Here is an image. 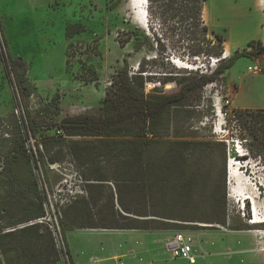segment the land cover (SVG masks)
I'll return each instance as SVG.
<instances>
[{"label": "trees", "instance_id": "trees-1", "mask_svg": "<svg viewBox=\"0 0 264 264\" xmlns=\"http://www.w3.org/2000/svg\"><path fill=\"white\" fill-rule=\"evenodd\" d=\"M207 1L147 0L152 36L141 34L135 27V51L156 48V59L168 61L169 71L140 62L132 73L125 60L100 114L66 115L57 123L63 132L46 135L39 143L42 148L37 149V160L45 164L47 155L43 150L48 151L49 142L73 137L68 148L84 187L83 193L74 195L59 211L65 240L67 232L77 228L168 230L200 222L228 224L226 177L220 182L212 180L210 171L217 152L227 161V142L200 134L201 124H207L214 114L213 100L205 95V88L223 82L240 57L264 55V41L251 40L248 44L253 49H238L224 56L227 38L207 23ZM78 31L77 24L67 27L69 37ZM165 40L174 43L180 59H203L206 68L178 67ZM4 62L10 76H15L11 79L15 87L30 95L35 85L28 79L27 63L13 56ZM149 81L161 86L147 91ZM169 83L175 88L167 91ZM223 109L228 116L227 127L236 120L238 137L247 153L264 164V108L235 107L232 113L226 105ZM15 120L21 148L28 151L17 115ZM31 157L35 158L34 152L28 153V165ZM50 161L61 159L52 157ZM22 172L27 180L31 179L27 169ZM20 176L16 178L18 191L13 199L19 198L15 205L21 207V215L0 225V264H69L56 245L49 222L30 223L46 217L48 212L41 197L32 198L31 191L25 192Z\"/></svg>", "mask_w": 264, "mask_h": 264}, {"label": "rangeland", "instance_id": "rangeland-1", "mask_svg": "<svg viewBox=\"0 0 264 264\" xmlns=\"http://www.w3.org/2000/svg\"><path fill=\"white\" fill-rule=\"evenodd\" d=\"M142 1L0 0V207L4 208L0 211V225L21 215V207L15 205L19 198L13 199V196L18 191L16 178L24 169L31 176L27 180L26 171L20 176L25 192L31 191L32 198L38 195L44 200L47 218L55 225H60L58 214L63 205L77 193H83L84 187L68 148L69 140L73 137L53 139L49 142L48 151L46 148L43 150L47 155L45 164L35 155L28 165L30 152H24L21 148L15 115L26 114L28 141L33 151H37L44 136L57 134V123L64 116L100 114L103 111L105 97L112 91L113 79L125 60L132 73L138 69L140 62L146 63L147 67L155 66L160 71H169L167 68L171 66L168 61L164 63L161 57L156 59V48L153 51L148 48L135 51V27L141 30V34L146 32L152 36L148 25L143 27L139 23ZM254 2L207 1L205 19L212 28L228 37L230 41L227 40L226 48L229 55L238 49H253L249 44L232 48L231 43L235 42L232 41L227 18H230V12L250 10ZM254 10L261 16L263 26L264 4H258ZM234 20L241 24L248 22L241 16ZM76 24L80 26V31L69 37L67 27ZM141 37L144 38L143 35ZM165 44L172 61L175 63V59H178L179 65L175 63L178 67L190 64L189 69L206 68L203 59H180L171 40H165ZM2 50L8 61L10 56L15 57L14 54L25 58L28 79L35 85L30 95L23 94L12 83L11 79L15 80V76L7 72ZM153 59L157 62L154 63ZM255 60L261 61L256 56H242L232 66L230 78L234 84L231 91L228 90L227 77L223 82L211 83L205 88V95L213 100L214 114L207 124H201L203 128L200 134L227 142V161L222 153L217 152L215 165L210 171L212 180L220 182L226 177L228 224L200 222L168 229L170 232L185 230L190 233L198 254L199 251L203 253L204 245L212 242L213 248L228 257H225L228 264H264V164L247 153L238 137L237 121L232 120L227 127L228 116L223 109L226 105L229 113H232L235 108L233 102L237 105L264 106L263 73L253 75L248 70ZM210 65L215 66L213 60ZM155 86L161 85L154 81L147 82V91ZM174 88L171 83L165 86L167 91ZM237 101L242 103L238 104ZM21 107H26V111ZM52 157L60 158L61 162L52 163ZM256 220L260 222L254 223ZM152 233L153 230L77 228L67 232V240L61 229L60 238L69 264H87L88 258L90 262L97 260L94 264H118L116 261L122 257L124 250L149 248L155 244L160 248L165 247L166 238L152 241Z\"/></svg>", "mask_w": 264, "mask_h": 264}, {"label": "crops", "instance_id": "crops-1", "mask_svg": "<svg viewBox=\"0 0 264 264\" xmlns=\"http://www.w3.org/2000/svg\"><path fill=\"white\" fill-rule=\"evenodd\" d=\"M261 3L264 4V0H255L253 8H250L248 11L228 13L230 18H227V22L230 24L229 28L232 32V41L235 42L234 44L231 43L232 48H241L254 39H261L264 41V25H261L262 18L257 11L255 12L254 10L255 7ZM239 16L245 17L249 23L245 22L241 24L234 20ZM14 56L25 60L22 55L14 54ZM258 58L261 59V62L264 64V55H261ZM231 70L232 67L226 74L229 91L232 90V85L234 84V80H231L230 78ZM240 103L242 102L240 101L238 104ZM232 105L235 107L264 108V106H255L245 103L237 105L233 102ZM169 233V230H153V233L151 234L152 241H155L156 239H165ZM202 242L204 241L202 240ZM121 255L122 257L116 261L119 262L118 264H228L227 259L225 258L227 256L213 248L212 242L207 244V246L204 245L203 253L201 251H199V254L197 253L195 262H190L182 258H176L166 249V247L160 248L156 246V244L154 246H150L149 248H132L128 251L124 250ZM223 257L226 259L225 261H223ZM88 259L86 263L90 264ZM76 264H79V262H76Z\"/></svg>", "mask_w": 264, "mask_h": 264}, {"label": "built area", "instance_id": "built-area-1", "mask_svg": "<svg viewBox=\"0 0 264 264\" xmlns=\"http://www.w3.org/2000/svg\"><path fill=\"white\" fill-rule=\"evenodd\" d=\"M248 70L253 75H259L261 73H264V64L261 61H256L254 64L248 67ZM21 109L25 111L24 107H21ZM18 118L20 119V122L22 124V135L25 139L26 146H28V151L30 153L34 152L35 155H37L38 150L33 151V148L31 147L28 141L29 133L26 131V127H25L26 114L18 116ZM62 132L63 131L61 129L57 130L58 134ZM41 148H42V145H41ZM47 217L48 215L44 218H39L34 221H30V223H33L36 221H43V220H46L47 222H49L54 232V235H55L56 245L59 251L61 252L62 256L66 258V251H64V246L60 238L61 237V227L58 223L57 225H55L54 223H51V220H49ZM165 247L176 258H182L190 262L196 261L197 252L193 245V237L190 233L186 232L185 230H175V231L170 232L169 235L166 237ZM95 262H97V260H91L90 263L94 264Z\"/></svg>", "mask_w": 264, "mask_h": 264}, {"label": "bare ground", "instance_id": "bare-ground-1", "mask_svg": "<svg viewBox=\"0 0 264 264\" xmlns=\"http://www.w3.org/2000/svg\"><path fill=\"white\" fill-rule=\"evenodd\" d=\"M142 17L139 19V23L143 26V27H146L148 25V12H147V0H143L142 3ZM135 7V6H134ZM224 56H229V51L228 49H226V52H225V55ZM178 59H175V63L178 64ZM184 63V62H183ZM179 65V64H178ZM181 66V65H180ZM182 66L184 67H189L191 68V65L190 64H182ZM236 162H234L235 164ZM260 221H254V223H258Z\"/></svg>", "mask_w": 264, "mask_h": 264}]
</instances>
